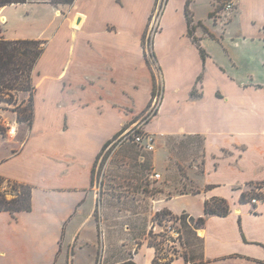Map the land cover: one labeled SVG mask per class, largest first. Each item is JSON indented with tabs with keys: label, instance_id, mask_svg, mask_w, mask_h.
Masks as SVG:
<instances>
[{
	"label": "crops",
	"instance_id": "0c3cea01",
	"mask_svg": "<svg viewBox=\"0 0 264 264\" xmlns=\"http://www.w3.org/2000/svg\"><path fill=\"white\" fill-rule=\"evenodd\" d=\"M156 3L27 0L0 9L7 39L44 41L28 136L14 153L0 151V176L32 194L31 210L0 211V264H154L143 207L141 218L129 209L116 215L117 202L99 196L95 172L104 145L150 107L157 69L159 108L145 127L156 148L132 142L151 152L161 175L138 181L143 194L156 189L146 205L152 214L205 217L197 230L202 258L193 264L264 261V201H241L243 191L264 185V0H240L232 12L243 16L249 7L251 17L230 40L231 63L211 52L205 37L217 35L206 25L201 36L195 30L203 60L188 35L185 0H169L151 43L154 68L145 34ZM174 3L181 21L173 16L171 36L162 38ZM216 198L227 201V215L205 213Z\"/></svg>",
	"mask_w": 264,
	"mask_h": 264
},
{
	"label": "rangeland",
	"instance_id": "374dc122",
	"mask_svg": "<svg viewBox=\"0 0 264 264\" xmlns=\"http://www.w3.org/2000/svg\"><path fill=\"white\" fill-rule=\"evenodd\" d=\"M168 2L169 0H157L156 7L152 13L151 21L145 35L147 50L150 54L152 53L151 43L160 31L161 17L164 7ZM239 2L240 0H237V5ZM174 4L175 7H171L168 13L170 18L166 21V29H164L161 35L162 38L171 36L172 30L170 23L173 22V16H175V21L178 20V23L181 21L179 19L180 3ZM223 7L221 6L219 8L214 0H195L191 4L190 9L195 20L194 26L196 28L199 26L197 36L204 34L205 25L209 27L210 31L217 35V38L205 37L207 44L210 43L209 45L212 44L215 47L211 52L217 56L220 51L226 59L225 63H231L230 50L232 49V44L230 40L235 38L238 26L241 23V18L242 22H248V18L251 17L250 8L247 7L245 9L242 14L243 16L238 13L234 16L232 12L225 11ZM237 10L238 7L234 13ZM232 18L233 20L230 22ZM226 29L227 32L224 33ZM0 37L6 38L1 24ZM223 40H226V42H223ZM250 60L251 58L243 60L244 64H242L240 71L245 72L249 68ZM153 66L155 68L156 64ZM258 66L259 63L252 65V67ZM227 67L231 69L230 65ZM156 72L159 77L158 86L160 87V72L158 69ZM35 76L34 69L31 76L32 81H29V83L25 81L24 84L18 83L17 89L11 91L4 89L3 92H0V151L2 153H14L28 136L33 112V103L30 106V99L34 97ZM23 86H27V90H21ZM159 103L160 95L155 100L156 106L154 108H157ZM148 110H150V107L141 116L136 118L134 122H142V127H146V124L152 119L150 118L143 122ZM133 123L124 127L121 135L107 148L106 153L101 156L97 163L95 186L97 187L99 196L114 200L115 203L117 202L118 209H116V215L121 214L120 211L122 209H129L130 218L133 216H139L141 218L142 214L140 216V213L142 210L138 211V205L141 204L144 213H146L143 218L144 220H142L145 223V242L155 249L154 262L156 264L196 263L202 258L203 253V239L197 233L199 228H194L197 225L191 224L188 218L181 220L180 217L169 213L167 210L152 214V210L146 205L145 198L154 195L156 189H148L146 194H143L140 190L142 182L138 181L144 180V182L146 181L145 183L150 184L157 179L153 177L155 172L154 167L152 166L151 159L147 156L151 152H146L134 145L129 138L124 141L122 140L124 139L125 132ZM12 129H14L15 133H12ZM110 148L111 151H109ZM5 186L6 189H4ZM1 189L7 192V198L10 199L14 194V183H7L4 180ZM186 189L196 190L191 187H185L184 190ZM251 190H253V187H249L248 191ZM141 224L142 222L138 225L141 226ZM130 225L133 227L132 223ZM261 264H264V261Z\"/></svg>",
	"mask_w": 264,
	"mask_h": 264
},
{
	"label": "trees",
	"instance_id": "16d2710c",
	"mask_svg": "<svg viewBox=\"0 0 264 264\" xmlns=\"http://www.w3.org/2000/svg\"><path fill=\"white\" fill-rule=\"evenodd\" d=\"M75 0H51L54 4H68L71 5ZM195 0H185V17L188 25V35L193 42L200 49L203 60L207 57L206 50L201 46L200 39L195 35L194 18L190 9L191 4ZM217 6L221 8L224 6V0H214ZM27 0H0V9L4 6L11 4L25 3ZM212 15V14H211ZM146 35V34H145ZM44 49V41L36 39H16L10 40L4 37H0V92L3 90L17 89V84H24L25 81L29 83L32 81V72L35 69L36 63L39 60ZM147 61L150 65H157V57L154 52L146 54ZM159 68V67H158ZM200 78V77H199ZM27 86H23L21 90H27ZM162 90V89H161ZM9 93V92H8ZM160 91L158 86L154 87L152 101L159 95ZM11 94V93H10ZM30 106L33 103V97L30 99ZM152 104V102H151ZM150 104V105H151ZM33 118V112H32ZM32 118L30 123L32 124ZM31 126V125H30ZM120 135V134H119ZM116 136L113 140L107 142L104 145L103 153H106L107 148L119 137ZM111 151V148L110 150ZM109 153V152H108ZM4 178L0 176V211H9L11 213H17L22 211L31 210V187L24 184H14L15 190L13 191V197L7 198V192L2 190V182ZM263 185L258 187L261 188ZM19 188V189H17ZM253 197H259L264 201V193H258L256 190L243 191L241 195V201H251ZM230 211L229 205L225 199H213L206 202L205 213L227 215ZM187 218L186 215H182L180 219ZM205 221V217L198 219L190 218L191 224L197 225L194 228H200ZM154 264H156L154 262Z\"/></svg>",
	"mask_w": 264,
	"mask_h": 264
},
{
	"label": "built area",
	"instance_id": "2783aa9c",
	"mask_svg": "<svg viewBox=\"0 0 264 264\" xmlns=\"http://www.w3.org/2000/svg\"><path fill=\"white\" fill-rule=\"evenodd\" d=\"M224 10L227 12H233L236 8H237V0H224ZM158 98V96L153 100L152 104L150 105V110H148V112H146V118L143 122H145L146 120L153 118L158 111L159 105L158 107L154 108L155 105V100ZM138 122V121H137ZM136 124L134 123L124 134V139H122L123 141L126 140L127 138H129L130 141L134 142L136 145L141 146L142 148H144L145 150L148 151H154L156 148V138L155 135L148 132L146 130L145 127H142L143 123L142 122H138ZM153 177L158 179L161 177V175L159 173H154ZM256 192L258 193H264V185L259 188L258 190H256ZM260 201H263L261 198L259 197H253L251 199V202L253 203H258Z\"/></svg>",
	"mask_w": 264,
	"mask_h": 264
},
{
	"label": "bare ground",
	"instance_id": "6f19581e",
	"mask_svg": "<svg viewBox=\"0 0 264 264\" xmlns=\"http://www.w3.org/2000/svg\"><path fill=\"white\" fill-rule=\"evenodd\" d=\"M12 133H15V132H14V129H12Z\"/></svg>",
	"mask_w": 264,
	"mask_h": 264
}]
</instances>
